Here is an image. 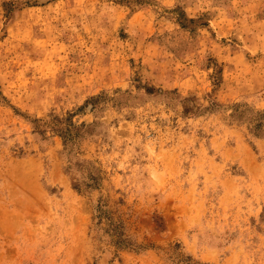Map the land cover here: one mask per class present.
<instances>
[{
	"label": "rangeland",
	"instance_id": "rangeland-1",
	"mask_svg": "<svg viewBox=\"0 0 264 264\" xmlns=\"http://www.w3.org/2000/svg\"><path fill=\"white\" fill-rule=\"evenodd\" d=\"M0 264H264V0H0Z\"/></svg>",
	"mask_w": 264,
	"mask_h": 264
}]
</instances>
